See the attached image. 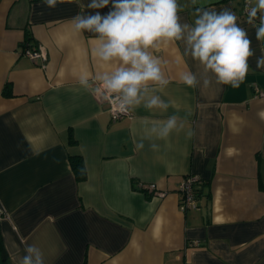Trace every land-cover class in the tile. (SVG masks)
<instances>
[{
  "label": "crops",
  "instance_id": "1",
  "mask_svg": "<svg viewBox=\"0 0 264 264\" xmlns=\"http://www.w3.org/2000/svg\"><path fill=\"white\" fill-rule=\"evenodd\" d=\"M88 2L0 0V264H20L29 245L44 264H264V69L255 66L264 42L246 23L245 0H177L182 25L194 26L197 8L236 13L255 50L239 88H204L203 67L177 41L154 52L168 110L140 106L115 121L79 83L108 70L92 55L95 35L73 27L75 15L97 11ZM185 71L200 84L186 86ZM173 114L181 131L137 147ZM71 155L84 161L82 180ZM189 174L201 179L198 208L182 211L177 190Z\"/></svg>",
  "mask_w": 264,
  "mask_h": 264
},
{
  "label": "clouds",
  "instance_id": "2",
  "mask_svg": "<svg viewBox=\"0 0 264 264\" xmlns=\"http://www.w3.org/2000/svg\"><path fill=\"white\" fill-rule=\"evenodd\" d=\"M43 2L49 9L57 6V0ZM109 5L106 13L98 11ZM87 8L97 11L78 13L72 17L73 27L78 34L95 35L92 55L108 70L95 75L84 72L79 83L108 102L114 111L126 113L140 106L168 110L171 102L157 94L169 84L160 59L154 55L161 46L183 40L185 55L190 54L203 67L204 88L213 80L216 85L239 88L248 75L249 58L255 56L248 31L227 7L219 11L197 8L194 26L179 22L177 0H89ZM246 11V23L255 27L256 40L264 42V0H255L251 7L246 4ZM255 66L264 69V54L256 58ZM180 79L190 88L200 84L191 71L183 72ZM179 121L180 117L173 114L152 123L137 147L143 149L144 139H165L181 131L183 125ZM150 147L156 149L157 145ZM25 252L20 264H44L43 254L35 245L26 247Z\"/></svg>",
  "mask_w": 264,
  "mask_h": 264
},
{
  "label": "built area",
  "instance_id": "3",
  "mask_svg": "<svg viewBox=\"0 0 264 264\" xmlns=\"http://www.w3.org/2000/svg\"><path fill=\"white\" fill-rule=\"evenodd\" d=\"M246 4L250 7V1L245 0L244 6H243V14L247 15L246 11ZM28 57L31 59H38L43 58L46 59V52H44L43 48L35 49L31 47H27L25 51H23ZM262 96H264V92L261 93ZM101 98V97H100ZM101 100H103L101 98ZM104 101V100H103ZM109 104V103H108ZM111 117L113 121L121 119L125 116H131L132 111H128L126 113H121L118 111H114L112 106L109 104V109ZM201 181L200 176L197 174H189L182 179V181L179 184V189L177 190L179 194V204L182 211H188V209L191 208H198V201L196 196V186ZM146 189L150 191L153 195L158 196H164L166 192L159 190L156 183H150L148 186H146ZM7 214L0 209V218L6 216Z\"/></svg>",
  "mask_w": 264,
  "mask_h": 264
},
{
  "label": "trees",
  "instance_id": "4",
  "mask_svg": "<svg viewBox=\"0 0 264 264\" xmlns=\"http://www.w3.org/2000/svg\"><path fill=\"white\" fill-rule=\"evenodd\" d=\"M71 162L73 165V169L75 170L74 172H76L78 178L80 180L85 178V165H84V161L81 157V155H71ZM1 251L4 253V248L3 246H1Z\"/></svg>",
  "mask_w": 264,
  "mask_h": 264
}]
</instances>
